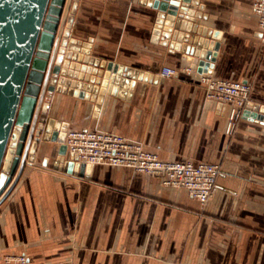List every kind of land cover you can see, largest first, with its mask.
Returning a JSON list of instances; mask_svg holds the SVG:
<instances>
[{"label": "crops", "instance_id": "0c3cea01", "mask_svg": "<svg viewBox=\"0 0 264 264\" xmlns=\"http://www.w3.org/2000/svg\"><path fill=\"white\" fill-rule=\"evenodd\" d=\"M197 1L208 14L198 24L222 34L211 76L249 82L252 100L264 104L253 0ZM159 13L141 0H79L71 38L158 81L132 79L100 104L56 94L50 113L69 130L122 135L162 160L219 164L213 196L202 207L186 189L123 166H92L88 178L28 166L0 206V264L8 254L29 264H264V124L241 117L227 133L231 105L208 99L205 74L154 40ZM163 67L175 75L162 76Z\"/></svg>", "mask_w": 264, "mask_h": 264}, {"label": "water", "instance_id": "95a60500", "mask_svg": "<svg viewBox=\"0 0 264 264\" xmlns=\"http://www.w3.org/2000/svg\"><path fill=\"white\" fill-rule=\"evenodd\" d=\"M78 2L0 0V206L26 168L36 164L43 142L57 144L54 170L89 177L92 166L79 163L63 143L68 125L49 116L55 94L100 104L106 92L118 94L119 85L133 86L135 79L158 81V76L134 73L127 66L95 58L92 41L71 38ZM141 2L160 12L154 40L182 51L192 69L211 75L220 46L213 41H219L222 34L198 24V19H208L204 5L197 0ZM242 117L264 124V108L250 102ZM48 162L45 158L42 165L47 167Z\"/></svg>", "mask_w": 264, "mask_h": 264}, {"label": "built area", "instance_id": "2783aa9c", "mask_svg": "<svg viewBox=\"0 0 264 264\" xmlns=\"http://www.w3.org/2000/svg\"><path fill=\"white\" fill-rule=\"evenodd\" d=\"M253 11L258 17L261 38L264 40V0H253ZM175 73L171 67H163L161 71L164 77H172ZM201 80L208 99L231 105V128L232 123L243 116L250 103L252 85L245 81L217 79L209 74L203 75ZM63 143L68 154L76 156L81 164L123 166L158 177L167 187L186 189L202 206L213 196L222 174L219 164L162 160L142 143L110 132L68 129ZM4 264H29V259L25 254H8L4 257ZM50 264L73 262L66 260Z\"/></svg>", "mask_w": 264, "mask_h": 264}, {"label": "rangeland", "instance_id": "374dc122", "mask_svg": "<svg viewBox=\"0 0 264 264\" xmlns=\"http://www.w3.org/2000/svg\"><path fill=\"white\" fill-rule=\"evenodd\" d=\"M205 93H206V91H205ZM251 93H252V90H251ZM56 95V94H55ZM54 95V96H55ZM57 95H68V94H57ZM53 100V99H52ZM250 102H252L253 103V105L256 107H258V108H264V104L263 103H260V102H256V101H254V100H252V98H251V94H250ZM49 116L51 117V118H53L56 122H60V123H63L64 121H62V120H60V119H56L55 117H53V116H51V113H50V110H49ZM240 119V118H239ZM236 120V121H234L233 123H232V125H231V128L229 127V124H230V116H229V118H228V122H227V133L229 134V135H231V134H233L234 132H235V130H236V128L238 127L237 125H238V122L240 121V120ZM56 156H57V144L55 143V144H53V143H50V142H43L41 145H39V147H38V153H37V162H36V164L35 165H37L38 167L39 166H42L43 167V165H42V163H43V160L45 159V158H48L49 159V162H48V166H47V168L49 169H51V170H53L54 172H61V171H57V170H54L53 169V165H54V162H55V160H56ZM43 158V160H41ZM52 163V164H51ZM49 164H50V166H49ZM51 165H52V167H51ZM202 207H204V206H202ZM0 218H1V213H0Z\"/></svg>", "mask_w": 264, "mask_h": 264}]
</instances>
